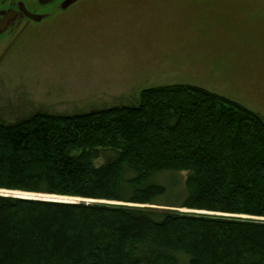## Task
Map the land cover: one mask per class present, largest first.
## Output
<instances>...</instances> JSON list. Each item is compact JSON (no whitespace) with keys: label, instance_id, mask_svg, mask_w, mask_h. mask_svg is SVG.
<instances>
[{"label":"trees","instance_id":"1","mask_svg":"<svg viewBox=\"0 0 264 264\" xmlns=\"http://www.w3.org/2000/svg\"><path fill=\"white\" fill-rule=\"evenodd\" d=\"M0 188L80 198L0 194V264H264V120L201 85L0 120Z\"/></svg>","mask_w":264,"mask_h":264},{"label":"rangeland","instance_id":"2","mask_svg":"<svg viewBox=\"0 0 264 264\" xmlns=\"http://www.w3.org/2000/svg\"><path fill=\"white\" fill-rule=\"evenodd\" d=\"M49 9L42 24L0 36L3 122L39 110L135 105L142 89L171 83L204 86L264 120V0H88ZM113 156L102 150L94 164ZM187 174L155 178L185 195ZM0 194L80 199L4 188Z\"/></svg>","mask_w":264,"mask_h":264},{"label":"flooded vegetation","instance_id":"3","mask_svg":"<svg viewBox=\"0 0 264 264\" xmlns=\"http://www.w3.org/2000/svg\"><path fill=\"white\" fill-rule=\"evenodd\" d=\"M83 1L88 0H0V36H18L49 19V8L65 11Z\"/></svg>","mask_w":264,"mask_h":264},{"label":"water","instance_id":"4","mask_svg":"<svg viewBox=\"0 0 264 264\" xmlns=\"http://www.w3.org/2000/svg\"><path fill=\"white\" fill-rule=\"evenodd\" d=\"M45 195H48V194H45ZM56 196V195H55ZM57 197H59V196H57ZM62 197V196H61ZM61 197H59V198H61ZM65 198H69V197H65ZM62 199H64V198H62Z\"/></svg>","mask_w":264,"mask_h":264}]
</instances>
